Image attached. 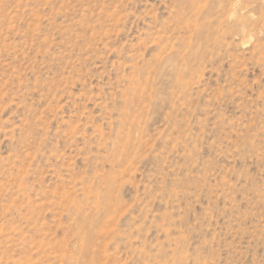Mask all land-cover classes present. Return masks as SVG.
<instances>
[{
	"label": "rangeland",
	"instance_id": "1",
	"mask_svg": "<svg viewBox=\"0 0 264 264\" xmlns=\"http://www.w3.org/2000/svg\"><path fill=\"white\" fill-rule=\"evenodd\" d=\"M0 264H264V0H0Z\"/></svg>",
	"mask_w": 264,
	"mask_h": 264
}]
</instances>
